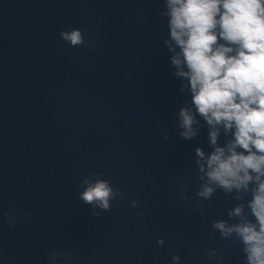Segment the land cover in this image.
Segmentation results:
<instances>
[{"label": "clouds", "instance_id": "1", "mask_svg": "<svg viewBox=\"0 0 264 264\" xmlns=\"http://www.w3.org/2000/svg\"><path fill=\"white\" fill-rule=\"evenodd\" d=\"M158 14L167 23L163 45L171 75L179 81V94L189 97L174 113L179 138L191 141L207 129L209 150L194 148L197 199L188 195L189 181L179 178L180 200L206 217L205 201L217 191L230 197L228 219L213 220L211 227L221 239L239 243L243 264H264V0H163ZM60 37L73 48L96 46L95 37L86 39L76 27ZM163 138L169 139L167 133ZM81 187L78 198L94 217L125 195L95 172ZM140 207V201L130 202V208ZM18 215L13 207L2 220L15 228ZM156 243L163 247L165 240ZM3 252L0 247V256ZM207 255L221 264L219 249ZM74 259L63 249L48 254V264H73ZM180 261L171 255V264Z\"/></svg>", "mask_w": 264, "mask_h": 264}]
</instances>
